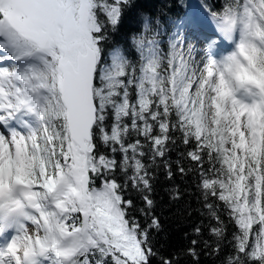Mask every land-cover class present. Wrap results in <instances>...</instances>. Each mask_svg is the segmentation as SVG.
I'll use <instances>...</instances> for the list:
<instances>
[{"label": "snow or ice", "instance_id": "1", "mask_svg": "<svg viewBox=\"0 0 264 264\" xmlns=\"http://www.w3.org/2000/svg\"><path fill=\"white\" fill-rule=\"evenodd\" d=\"M134 11L136 60L106 49ZM152 19L138 0H0V264H178L153 244L161 172L191 175L206 210L193 264L201 244L264 264V0Z\"/></svg>", "mask_w": 264, "mask_h": 264}, {"label": "trees", "instance_id": "2", "mask_svg": "<svg viewBox=\"0 0 264 264\" xmlns=\"http://www.w3.org/2000/svg\"><path fill=\"white\" fill-rule=\"evenodd\" d=\"M222 0H208V3H216L217 6ZM204 3V0H138L139 10L147 13L152 17V27L155 28V18L159 17L163 25L166 26L168 32L172 29L168 25L170 17L178 16L186 9V6L191 4ZM142 32V20L139 12L126 13L121 20L119 29L116 32L110 33V40L106 45V49L119 46L124 54L130 59L136 60L138 54L135 52L131 44V37ZM151 35V32L148 33ZM167 35L163 37L162 44L166 49ZM175 157V154H173ZM99 183V182H98ZM177 186L181 193L182 199L176 203L171 201L169 190ZM153 199L156 202L154 215L159 218L161 231L153 233V244L156 250L165 257H171L178 261V264H193V258L186 255V250L190 247V242L196 238L195 228L200 226L202 229V240H208L211 243L209 236L210 229L207 227L208 220L202 215L201 206L198 202L199 193L196 191V185L193 183L191 175L181 178L179 175L174 180L166 179L161 172L158 174L154 182ZM132 198L140 204L138 198L132 194ZM222 204V202H219ZM133 215L141 223L144 217L134 211ZM232 229H229V235ZM227 245V241H225ZM197 251H200L199 264H219V259L216 256L209 255L202 250V244L198 246ZM229 251L225 247V252ZM153 264H159V256L153 260Z\"/></svg>", "mask_w": 264, "mask_h": 264}, {"label": "clouds", "instance_id": "3", "mask_svg": "<svg viewBox=\"0 0 264 264\" xmlns=\"http://www.w3.org/2000/svg\"><path fill=\"white\" fill-rule=\"evenodd\" d=\"M236 55H237V58H238L240 63L233 66V71L234 72H238L241 75H243L248 69V62H247V60L245 58V53L240 52L239 50H237ZM233 83L235 85H238L239 81L236 80L235 77H234ZM241 91H243V87H241Z\"/></svg>", "mask_w": 264, "mask_h": 264}, {"label": "rangeland", "instance_id": "4", "mask_svg": "<svg viewBox=\"0 0 264 264\" xmlns=\"http://www.w3.org/2000/svg\"><path fill=\"white\" fill-rule=\"evenodd\" d=\"M213 27V29H214V25L212 26ZM206 42H203V43H200L199 45H198V48H199V50L201 51V54H203V51L206 49ZM225 49H226V52H230V51H232L233 50V46H231V45H225ZM213 51H216V49L214 48L213 49Z\"/></svg>", "mask_w": 264, "mask_h": 264}]
</instances>
